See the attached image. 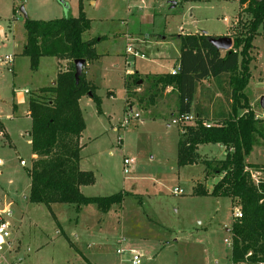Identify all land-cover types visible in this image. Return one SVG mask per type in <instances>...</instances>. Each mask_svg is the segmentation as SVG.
<instances>
[{
  "label": "rangeland",
  "instance_id": "obj_1",
  "mask_svg": "<svg viewBox=\"0 0 264 264\" xmlns=\"http://www.w3.org/2000/svg\"><path fill=\"white\" fill-rule=\"evenodd\" d=\"M21 7L28 18L49 20L67 12L76 16L78 0H0V198L14 204L18 244L0 264H132L129 249L140 252L141 264H232V249L225 240L231 236L227 229L238 204L229 196L194 192L196 186L213 189L219 176L212 169L205 172L206 161L214 165L215 157L223 159L226 146L202 144L199 162L180 165V127L172 123L177 113L171 112L176 91L158 92L151 101L156 75H144L174 68L181 33L233 37L240 20L249 18L244 6L240 10L239 0H96L95 5L84 1L92 23L83 38L95 37L99 54L86 71L100 100L85 94L80 101L86 122L80 167L95 175V182L81 189L86 196L122 193L121 205L106 212L94 203L78 208L28 199L33 160L29 100L59 68L53 56L42 57L37 70L31 68L29 56L23 54L26 15ZM253 43L245 94L262 113L263 28ZM8 55L13 57L11 64L5 60ZM136 71L143 77L128 93L126 76ZM128 112L140 117H131L122 127ZM262 143L249 155L251 163L264 164ZM126 156L136 159L129 174L123 172ZM261 175L254 171L256 179ZM176 189L183 192L175 193ZM121 248L127 251L120 253Z\"/></svg>",
  "mask_w": 264,
  "mask_h": 264
},
{
  "label": "trees",
  "instance_id": "obj_2",
  "mask_svg": "<svg viewBox=\"0 0 264 264\" xmlns=\"http://www.w3.org/2000/svg\"><path fill=\"white\" fill-rule=\"evenodd\" d=\"M84 1L79 0V14L49 20L25 19L26 43L23 54L29 56L30 65L37 70L44 56L69 59L67 70L58 73L54 84L42 87L29 100L32 128L29 132L32 152L36 157L29 169L31 179L28 199L50 205L55 202L77 205L96 204L109 211L114 204L121 205L122 193L109 196H86L82 186L95 182L92 171L80 167L82 134L86 122L80 106L83 95L91 93L100 98L95 85L89 83L85 72L79 83L75 78V63L79 58L87 62L97 60L96 39H84L91 28V19L84 12ZM249 18L241 19L233 38V47L227 51L213 46L206 33L181 35L179 69L155 77L150 90L151 101L158 94L173 86L178 92V114L195 113L196 125L180 127L178 163L194 164L201 160L198 146L220 143L227 146L223 159L206 161L205 172L212 169L219 180L213 189L196 186V194L211 193L229 196L234 207H240L243 217L234 219L230 227L233 245L231 259L243 262L249 252L253 260H264V164L248 160L253 148L263 144L264 119L256 118L245 94L251 78L254 39L264 29V0H240ZM243 9V10H244ZM128 93L141 79L139 73L128 74ZM212 80L218 90L230 101L231 108L223 118L215 119L193 105L200 83ZM153 92V93H152ZM129 101V97H128ZM131 106V105H130ZM199 108V109H197ZM244 112L240 113L239 111ZM197 111V112H196ZM205 121L212 123L206 127ZM254 171H261L258 180Z\"/></svg>",
  "mask_w": 264,
  "mask_h": 264
},
{
  "label": "built area",
  "instance_id": "obj_3",
  "mask_svg": "<svg viewBox=\"0 0 264 264\" xmlns=\"http://www.w3.org/2000/svg\"><path fill=\"white\" fill-rule=\"evenodd\" d=\"M23 1V0H20ZM226 21H228V18H224ZM235 24H238V21L235 22ZM234 26V24H233ZM5 60L11 64L13 62V57L8 55L5 57ZM176 70L173 72L175 73ZM132 110V107L130 108ZM264 109V108H263ZM133 117L135 119H139L140 114L138 112L132 114L130 112L127 113V115L124 116V119L121 123L122 127H127L130 124V118ZM256 118L264 119V111L260 114H256ZM199 117L195 113H186V114H178L172 116V123L178 125L179 127L183 128L187 125H196L199 121ZM204 124L206 127H210L212 125L211 122L205 121ZM118 130V127H116ZM119 139L122 140V138L119 136ZM136 159L133 157H124L123 159V172L125 174H129L132 172V170L135 167ZM22 164H25L24 161H22ZM262 174L261 171H257ZM254 177V173H253ZM255 180H258L259 178H255ZM183 191L181 189H176L175 193H182ZM243 217V213L240 207H235L234 209V216L233 220L240 219ZM14 218V209H13V202L12 201H3L0 198V263L5 258L6 252H12L15 250L17 244V240L14 233V225L13 220ZM226 244L230 247H232V237L226 238L225 240ZM120 243H123V239L120 241ZM127 250L124 248L120 249V253H124ZM131 255V262L132 264H141L142 263V255L139 251L135 249H129L128 250ZM252 253L249 252L246 256V260L243 262H235L232 261V264H264V260H253Z\"/></svg>",
  "mask_w": 264,
  "mask_h": 264
},
{
  "label": "crops",
  "instance_id": "obj_4",
  "mask_svg": "<svg viewBox=\"0 0 264 264\" xmlns=\"http://www.w3.org/2000/svg\"><path fill=\"white\" fill-rule=\"evenodd\" d=\"M24 1V0H23ZM65 1V0H64ZM90 2H91V4H93V5H95L96 4V0H89ZM239 3H240V10L241 9H243L242 7V5H241V1L239 0ZM63 4H65V3H63ZM174 5H176V3L174 4ZM65 12V11H64ZM68 13V12H67ZM63 14V16H67V15H69V14ZM78 14H79V0H78ZM77 14V15H78ZM76 15V16H77ZM62 16V17H63ZM237 21H238V19H236ZM236 20L234 21V26H233V30H235V28H236V24H235V22H236ZM92 21V20H91ZM86 32H88V30L86 31ZM86 32L84 33V35L86 34ZM198 33H206V34H208V35H212V36H225V34H222V35H218V34H212V33H210V32H207V31H197V32H192V33H186V34H179L178 36H177V40H179V42H180V45H181V39H180V36L181 35H188V34H198ZM235 33V32H234ZM229 34H231V33H229ZM228 34V35H229ZM83 35V36H84ZM88 39H96L95 37H88ZM87 39V40H88ZM161 39H166V36H163V37H161ZM98 41H101V39L100 40H98ZM97 44V43H96ZM96 46V45H95ZM180 52L178 53V54H176L173 58L175 59V64H174V68H171V70H168V71H164V72H157V73H154V74H149V73H145V75L144 76H146V75H159V74H163V73H169V72H174L175 70L177 71L178 69H179V66H178V61H179V57H180V55H181V49L179 50ZM254 55V54H253ZM56 58V60H57V65H58V71H57V74L54 76V78L52 79V81L49 83L50 85L51 84H54V82H55V80H56V77H57V75H58V73L59 72H61V71H65V70H67L68 69V67H69V65H70V60L69 59H60V58H57V57H55ZM88 64H89V62H87L86 63V65L84 66V72H85V74H86V79H87V81L89 82V83H91L92 85H94L93 83H92V80L91 79H89V75H88V73H87V71H86V67L88 66ZM63 68V69H62ZM62 69V70H61ZM134 73H139V72H134ZM131 74H133V73H131ZM140 74V77L142 78L143 77V73H139ZM154 81V80H153ZM206 82V83H205ZM48 84V85H49ZM47 85V86H48ZM150 86V85H149ZM44 87H46V86H44ZM149 90V89H148ZM174 91L175 89L173 88V86H167V88H165V90H163V93L165 92V94L167 93V92H169V91ZM176 91V90H175ZM263 94V93H262ZM176 96H177V101L174 103V105H173V107H175L174 108V110H172L171 112H172V115H174L175 113H177L178 112V92L176 91ZM247 96H248V94H247ZM209 98V99H208ZM248 98H249V96H248ZM80 101H81V99H80ZM249 101H250V99H249ZM250 104H251V102H250ZM193 105H195L196 107H201L200 109L199 108H197V109H199V111H205V113L206 114H209L210 115V117H212V118H215V119H222L223 118V116L224 115H226L228 112H229V110H230V108H231V105H230V101L229 100H227V98L218 90V88H217V85H215L214 83H213V81L212 80H207V81H204L203 83H200V85H199V88H198V92H197V94H196V97H195V100H194V103H193ZM81 106V105H80ZM211 106V107H210ZM82 108V107H81ZM14 109H15V106H14ZM251 109L255 112V114H260V112H258L257 111V109L255 108V106H253L252 104H251ZM197 112V111H196ZM244 112V111H243ZM28 115H29V108H28ZM29 117H30V115H29ZM31 118V117H30ZM32 121V120H31ZM83 138V134H82V137H81V139ZM81 139H80V142H81V144H82V141H81ZM31 141V140H30ZM220 144V143H219ZM83 145V144H82ZM202 145V144H201ZM199 149H200V145L198 146V151H199ZM227 151H228V149H227V146H226V153H227ZM32 159H34L35 157H36V155L35 154H33V152H32ZM215 159H218V158H216L215 157ZM248 160H249V157H248ZM33 161V160H32ZM256 164H259V163H256ZM262 164V163H261ZM83 187V186H82ZM81 187V188H82ZM209 189V188H208ZM82 190V189H81ZM209 191H211V190H209ZM14 205V204H13ZM17 240V239H16Z\"/></svg>",
  "mask_w": 264,
  "mask_h": 264
},
{
  "label": "water",
  "instance_id": "obj_5",
  "mask_svg": "<svg viewBox=\"0 0 264 264\" xmlns=\"http://www.w3.org/2000/svg\"><path fill=\"white\" fill-rule=\"evenodd\" d=\"M21 10L25 13L27 18V13L25 12L24 7H21ZM209 42L219 50L227 51L233 47V38L230 35L225 36H212L208 37ZM75 63V78L76 82L79 83L81 76L84 73V66L87 63L86 59L79 58L74 61ZM91 95V93H89ZM261 107L264 108V95L261 97ZM230 231V228L227 229Z\"/></svg>",
  "mask_w": 264,
  "mask_h": 264
}]
</instances>
